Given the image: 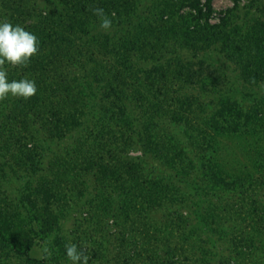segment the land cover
Listing matches in <instances>:
<instances>
[{
	"label": "trees",
	"instance_id": "trees-1",
	"mask_svg": "<svg viewBox=\"0 0 264 264\" xmlns=\"http://www.w3.org/2000/svg\"><path fill=\"white\" fill-rule=\"evenodd\" d=\"M56 1L65 10L54 15L34 9L17 12L12 4L7 6L6 2L4 8L1 7L3 2H0V18H3L0 20L20 25L25 17L34 16L32 19L36 18L37 22L23 27L39 39L38 54L26 66L5 65L10 80L24 77L34 79L37 92L28 99L13 97L0 101V139H6L7 145L3 148L7 151L8 148L12 149L17 162L15 165L23 167L24 176L20 172H13L11 166L6 171L14 182L25 179L14 191V202H5L0 198V263L14 256L33 264L70 261L65 250L70 242L58 235L51 242L53 254L49 262L29 256L36 239H45L55 231L58 223L56 212L69 206L62 201L67 185L62 172L67 170L70 163L60 165V159H64V156L57 146L65 139L68 140L65 146L71 147L69 151L67 149L72 157H68V160L77 161L76 166L80 167L71 177L74 182H69V187L84 185L90 178L92 188H97L95 198L98 202L106 197L100 191L106 179L114 185L117 182L120 184L122 195L127 196L125 201L137 207V213L164 208L166 202L172 208L181 202L205 210L202 205L206 201L210 208L216 210L219 202L223 203L220 211L224 212L225 199L232 198L236 199L238 210L242 211L244 205L246 210L249 209L246 215L252 214L255 210V191L262 183L255 187L249 181L230 180L220 172L211 154L215 151L216 137L235 133L254 135L255 131L257 134L264 133V120L262 116L260 118L240 109L236 100L225 95L231 91L230 80L216 68L209 69L203 56L209 50L221 51L228 60H233L239 66L244 78L242 76L243 79L236 80L238 84L249 81L263 84L264 10L262 18H255L250 26H240L232 22L230 16L216 25L198 28L188 25L183 37L175 39L170 45L171 50L164 54L162 48L167 46L166 40L170 36L156 45L151 42L147 44L145 34L156 35L154 39L160 41L165 38L164 32H169L168 26L156 29L152 24H142L145 19L148 20L145 18L147 12L154 8L152 1L143 6L139 14L135 12L137 27L142 30L149 27V32H140L133 39L121 34L105 36L107 34L102 31L100 17L94 14L93 9L102 8L113 21L111 27H118L127 20V17L124 19L126 14L119 11L121 6L118 1L133 9L137 7L134 0ZM182 1L197 15H205L199 7V0H180V3ZM206 1V8L209 9L210 0ZM238 3L239 0H234L235 9ZM164 15L166 12L162 11L159 17L161 21ZM187 15L197 20L196 15ZM155 31H159V34ZM141 34L145 39L143 41ZM108 48L114 52L120 51L114 61L105 56ZM184 51L190 52L192 59L196 58L197 61L180 58ZM127 52L134 53V61L127 56ZM159 60H163L161 64ZM143 63L148 64L147 68H142L146 67ZM127 77L131 79L129 84L125 82ZM141 78L150 96L154 95L155 99L161 96L159 104L158 101L153 103V100L142 101L144 98H141L137 87V80ZM157 86L163 97L155 92L158 91ZM187 88L217 98L206 102L202 98L181 94ZM167 91L178 94L176 104H172L175 109L165 104ZM191 106L208 109L201 125L192 124L194 118L185 114V111L190 112ZM4 117L7 118L5 121L2 120ZM110 122L116 128H108ZM108 138L119 147V153L115 156L117 161L111 167L103 160L104 154L111 156L106 148L108 143H112L106 141ZM134 145L141 148L142 156L131 158L125 155L128 147ZM50 146L53 150H50ZM86 149L88 153H96L89 155ZM123 151L126 153L123 154ZM1 153L0 147V158L3 157ZM44 155H49L45 169L56 175L58 181L54 184V180L48 178L33 186L32 179L40 173L39 160ZM2 164L0 162V170ZM164 166L170 170L167 175H163ZM81 174L84 178L80 177ZM112 183L109 187L113 186ZM133 187H137L138 191L135 196H132V193H136ZM180 187L185 189L188 198L185 193L183 196L179 194ZM170 190L174 193L169 195L166 191ZM200 198L203 202H200ZM245 200L249 206L243 204ZM51 201L59 204V209L56 206L52 208L49 205ZM99 204L106 210L103 202ZM8 205L11 208L5 212ZM176 215L178 220L171 214V221L173 225H180L183 216L179 212ZM200 215L202 224L208 223V220L209 223L214 222L212 214L204 212ZM207 231L209 237L223 235L215 224L209 226Z\"/></svg>",
	"mask_w": 264,
	"mask_h": 264
},
{
	"label": "rangeland",
	"instance_id": "rangeland-1",
	"mask_svg": "<svg viewBox=\"0 0 264 264\" xmlns=\"http://www.w3.org/2000/svg\"><path fill=\"white\" fill-rule=\"evenodd\" d=\"M134 1L137 7L135 6L133 9L132 6L127 7L126 4H121L123 1H118V4L121 6L119 11L126 14L124 19L127 17V20H124L121 26L116 25L118 27L101 30L104 31L103 33L107 34L105 35L107 37H116L121 34L131 39L137 37V34H140V32H149V27H144L143 30L137 27L139 25L137 23L138 19L135 18V12L139 14L142 11V7L152 1L154 8L147 12L145 18H148V20L145 19L142 24H152L156 29L159 26H168L169 32L166 34L164 32L163 36H165V38L160 39V41L154 39L156 35L152 36L149 35V33L145 34L147 35V44L151 42L156 45L166 40V36H170L168 37L169 39L166 40L167 46L162 48V53L164 54L171 50L170 45L173 44L175 39H181L183 37L182 34L185 33L188 25L196 28L205 25H216L221 23L222 19L230 16L232 22L234 21L240 26H250L253 24L252 22L255 18H262V12L264 10V0H239L236 9L234 0H210L209 9L206 8V0H199V7H201L202 11L205 13V15L200 16L197 15L195 10L191 9V7H188L184 1L180 3V0H176L179 3L174 2V0ZM0 2H3L1 7L4 8V3L8 2L7 6L12 4L17 12L23 11L24 9L25 11L34 9L35 11L38 10V12L41 11L42 13L54 15L65 10L56 0H0ZM162 11L166 12V16L164 15L161 21L159 17H161L160 14ZM189 13L196 15L197 20L187 15ZM33 17H25L20 22V25L26 27L35 24L37 19H32ZM158 32L157 34H159ZM143 38L144 36L141 34L142 41L145 40ZM122 48L126 49L124 46ZM98 52L96 51V53ZM118 52H114L112 49L110 50L108 48L105 56L109 60L114 61ZM189 54L190 52L184 51L180 55V58L196 62V58L192 59V55L190 56ZM133 55L134 53L127 52V56L132 58L131 61H134ZM203 57L209 69L212 70L216 68L219 73L230 80L232 86L231 91L226 92L225 95L236 100L240 109L252 112L260 118L262 116L264 120V83L256 84L249 81L247 84H238L236 80L239 81L244 78L241 70H239V66H237L233 60H228L221 51L218 52V50L214 49L209 50L208 54ZM162 61L163 60H159V63L161 64ZM143 65L146 66L145 63H143ZM147 66L142 68H147ZM126 81L128 84L131 83V79L128 77L125 79V82ZM144 82L142 78L137 80V84H139L137 87L140 89L139 94H141V98H144L142 101L150 102L153 100V103H157L161 96L158 95L156 99L153 97L154 95L150 96V93L146 92L147 86ZM123 87L127 88L125 85H123ZM156 88L158 89V86ZM159 90L160 89L155 92H159ZM181 94L189 95L194 98H202L206 102L213 99L216 100L217 98V96L208 93L204 94L203 92H197L195 90L192 91L189 88L184 89ZM160 95H162V93H160ZM177 95L178 94H174L172 91H167L165 95L167 102L165 104L175 109V106L173 107L172 104H176ZM7 98L10 100V98L12 99L13 97L9 96ZM160 101H158V104ZM209 105L212 106V103H209ZM191 107V110L189 109L190 112L185 111V114L194 118L192 124L198 126L200 123L201 125L202 118L204 120L208 109ZM48 117L52 119L50 116ZM6 119L7 118L4 117L2 120L5 121ZM107 126L108 128H116L115 124L111 122ZM194 134H197V132H194ZM259 134L255 131L254 135L235 133L232 135L218 136L214 142L215 151L211 154L215 158L220 172L226 175L230 180L238 179L245 182L249 181L252 182L255 187L259 183H262L259 188H256L254 196L255 210L249 215H246L249 209L246 210V207L243 205L246 204L249 206V203L245 200L242 204L243 209L240 211L237 206H235L236 199L233 200L232 198L231 200L225 199L226 209L224 212L220 211L223 209V203L217 201L219 204L216 203L218 204L216 210L210 208L206 201L203 205L200 204V206L202 205L205 207V210L197 206H191L189 203L181 202L177 203L176 207L172 208L168 202H166L168 205L165 204L166 206L164 205V208H158L151 212L142 210L141 213H137V207L130 206V203L125 201L127 196L122 195L121 188L119 187L120 184L117 182L116 185H114L112 182H107L106 179L105 183H103L105 186H102L103 189H100V191L106 194V197L103 201L99 200L101 204L102 202L104 203L102 205L106 207L105 210V208H101L97 201L98 199L95 198L97 188H92L90 178L84 185L77 187V184L75 188L69 187L68 183L74 182L71 177H73V175L75 176V173L78 172V168L80 167L76 166L77 161L71 162L72 160H68V157H71L68 148L71 147L65 146V144L68 143V140L65 139L66 141L64 140L61 142V145L57 146L60 148V153L64 156V159H60V165L63 164L67 166L66 163H70L66 167L67 170L62 172L63 181L65 180L67 184L62 201H65V203L67 202L66 204L69 206L66 205L64 210H60L59 204H55L54 201H51L49 205L52 208L56 206L60 210H58V213L56 212L58 223L55 231L48 235L47 238L39 241L36 239L34 241L32 250L29 253L30 258L49 262V258L53 254L50 245L54 237L58 235L63 236L70 244H76L78 248L89 257L88 264H264V221H262L264 219V133ZM178 138V140L182 141L180 137ZM106 141L112 142L108 143L106 146V148L110 150L111 156L104 154L103 160L106 165H110L111 167V165H114L117 161L115 156L119 153V147L117 143L110 141V138L106 139ZM4 145H7L6 139L1 138L0 147L3 157L0 158V162L3 164L1 167L2 170H0V198H3L5 202H14V191L18 186L23 184L25 179L14 182L9 178L6 168L11 166L10 168L13 172H20L19 174L22 173L21 176H24L22 172L23 167H20V164L15 165V163H17L15 154H13L12 149L8 148L9 151L5 150V148H3ZM49 148L53 150L52 146ZM128 148L129 149L126 151L127 153L123 151V154L126 153L125 155L131 158L142 156L141 148L138 145ZM189 149L188 147L187 150ZM86 153H88L87 149ZM95 153L90 151L88 154L93 155ZM57 155H59V152ZM48 158L49 155H44L43 158L39 160V163H41L39 167L40 173L34 175L32 179L33 186H35V183H41L48 178L54 180V184L58 181L56 175L50 173L48 169H45ZM78 162L80 163L81 160H78ZM162 168L159 169L163 172V175L170 173L169 168L165 166ZM82 175L83 174H81L80 177H82ZM110 183H112V187H109ZM128 184L130 185L129 182ZM133 188L136 190V193H132V196H135L138 191L137 187ZM178 192L182 196L184 193L185 195L187 194L185 189L181 187ZM166 193L170 195V193L174 192L170 190L169 192L166 191ZM186 197L188 198V195H186ZM214 201L216 202V200ZM200 202H203L202 198H200ZM8 206L9 208L4 210L5 212H8L11 208L10 205ZM206 207L208 209H206ZM173 209L176 211H172ZM177 212L182 214L183 218L180 225L177 223L173 225L170 215L173 214L177 217ZM204 212L205 214H212L214 216L213 223L223 235L208 236L207 229L209 226L213 227L214 224L212 222L209 223V220L208 223L204 221L206 224L201 223L203 220L200 219V214ZM86 233L87 235H85ZM49 263L71 264V261L60 260L59 263H52L51 261ZM0 264L33 263L25 261L22 257L14 256Z\"/></svg>",
	"mask_w": 264,
	"mask_h": 264
},
{
	"label": "clouds",
	"instance_id": "clouds-1",
	"mask_svg": "<svg viewBox=\"0 0 264 264\" xmlns=\"http://www.w3.org/2000/svg\"><path fill=\"white\" fill-rule=\"evenodd\" d=\"M93 12L100 17L103 29L111 28L113 21L102 8H94ZM38 51L39 39L34 33L19 24L0 20V101L9 96L28 99L36 94L34 79L24 77L10 80L5 65L26 66ZM65 250L71 264H88L89 257L76 244L66 245Z\"/></svg>",
	"mask_w": 264,
	"mask_h": 264
}]
</instances>
